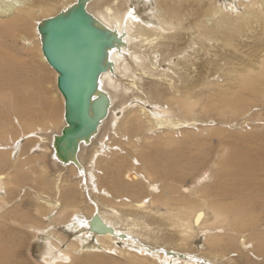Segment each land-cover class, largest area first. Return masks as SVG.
Instances as JSON below:
<instances>
[{"label":"bare ground","instance_id":"obj_1","mask_svg":"<svg viewBox=\"0 0 264 264\" xmlns=\"http://www.w3.org/2000/svg\"><path fill=\"white\" fill-rule=\"evenodd\" d=\"M216 2L0 0V128L5 123L7 131L13 129L3 109L9 105L7 114L17 125L29 126L0 149L19 159L38 149L13 174L5 172L9 159L0 154V219L30 227L42 264H98L111 255L136 259L133 264H264V149L236 155L221 170L215 167L214 185L202 175L194 185L177 188L175 178L185 179L190 169L181 165L180 154L170 157L151 145L153 135L194 126L174 107L190 111L199 104L200 89H221L211 93L219 102L238 92L242 100L264 97V41L255 43L260 51L248 46L257 51L252 57L238 50L241 41L256 35V24L264 26V0ZM71 20L97 35L100 66L90 95L80 88L67 98L47 48L55 29ZM197 45L204 60L194 56L200 53ZM21 48L27 71L54 73L59 99L34 84L30 72L15 70ZM207 68L219 69L222 80L200 77ZM207 152L199 154L201 163ZM130 158L135 165L129 166ZM27 166L31 170L25 173ZM152 167L172 178L166 183L170 198L161 197L163 185ZM23 189L27 201L13 206ZM197 199L205 207L198 208ZM181 203L185 207L178 208ZM11 236H0V264H22ZM196 239L201 245L190 250ZM21 244L25 251L27 241Z\"/></svg>","mask_w":264,"mask_h":264},{"label":"rangeland","instance_id":"obj_2","mask_svg":"<svg viewBox=\"0 0 264 264\" xmlns=\"http://www.w3.org/2000/svg\"><path fill=\"white\" fill-rule=\"evenodd\" d=\"M216 1H217L216 3H218L219 5L222 6V4H221L222 0L221 1L216 0ZM237 4L239 5V3H237ZM140 9H142V8H140ZM242 11H244V7H242ZM262 26L259 27L256 24L254 26V29H253L255 31L256 35L253 34L252 35L253 38H249V40H247L245 38L244 41L240 42V43H243L242 45L239 43L238 50L240 51L241 56H246V54L249 53L248 55L252 54L251 55V57H252L253 54H257V51L255 49L248 47L251 45H253V47L256 48L258 51L261 50V47H259L255 43L262 45L261 42L264 41V35H262V33L264 34V32L262 30L264 26L263 27ZM260 33H261V35H260ZM251 34H252V32H251ZM247 35H249V33H247ZM194 37L197 38V35L194 34ZM263 44H264V42H263ZM21 45L24 46V43L23 44L21 43ZM244 45H245V47H244ZM246 45H247V47H246ZM197 48L199 49L198 51H200V53L194 54V56L200 60L201 59L204 60L205 56H204V54H202V53H204L201 50L202 46L197 45ZM21 49H19V52L21 51L19 56H17L15 54V60H17V63L19 64L17 66H14L16 68L15 70L17 72H30V74L36 80L34 84H36V85L38 84V87H39V85L41 86L43 84L44 87L50 92V96L52 98L59 99L60 95H58V92L56 89L54 73H52V72H49V73H47V72H31L30 68H29V71H27L28 66H26V64L23 62V61H25L24 56H26L25 55L26 51L23 49L21 50ZM206 51L207 50H205V53H206ZM227 51L232 52L230 55L234 54L232 49H228ZM206 55H208V54H206ZM230 55L228 57H230ZM9 58H10L9 59L10 61H8L7 64L9 63L10 65H12L13 62H11V59H13V58L12 57H9ZM175 62L177 63V62H179V60L177 59ZM222 63L226 64V60H223ZM225 64H222V66H228ZM24 69H26V70H24ZM165 69H169V66L168 67L166 66ZM207 69L211 70V71L208 72ZM207 69H203L204 72H199V74H200L199 76L200 77L203 76V78L210 77L212 79H221V78H219V74H218L220 72L219 69H217L218 71L214 68H213V70H212V68H207ZM208 74H209V76H208ZM170 75L175 76V72H174V75L172 74V72H170ZM34 84L31 86H34ZM225 88H226V86H225ZM223 89H224V86H223ZM220 90L221 89H219V88L200 89L199 90L200 93L197 94V96L199 97V104L195 105L196 108H194L195 107L194 106L188 112H179V110H177V108L174 107V109L177 112V115L180 118H183V116L186 115L190 120H192V123L194 124V126H191V128H188V129H186V128L179 129V134L176 133L175 131L166 130L165 134L159 133L158 135H153L151 138L152 147H156L158 149L160 147L161 150L163 149V150H165V152L170 153V157H173V155H175V153L180 154L179 157L181 158V161H180L181 165H183L185 168H187V166H188V168L190 169V175L188 177H186L185 179H180V181H179L178 178H175L176 181L174 180L175 181L174 186L177 188H180V186H182V185L187 186V187L194 185V183L197 181L199 176H202V175L209 176V178H208L209 184L214 185V183H216L215 172L218 170L216 168H219V170L225 168L224 166L226 164L232 162V160L230 158L235 157L236 155H240L241 153L244 154V153L249 152V153H253V154H258L259 152H262V149H264V124H263L264 122L262 124L261 123H259V124L252 123V122L256 121L257 119H260V118L263 119L264 118V104L262 103L264 101V97L259 98V100H254V99L252 100L251 99L252 97H248L249 98L248 100L246 98L244 100H242L240 97V92H238V96H233L228 101L219 102L218 100H216V98L214 96L215 95L214 92H220ZM31 92L32 93H37V92L39 93V91L37 89L36 90L33 89ZM211 93L214 94V95H212V97H211ZM1 95L2 94L0 92V104L3 102V101H1L2 100ZM191 95H193V93H191ZM196 101L193 102V104H196ZM225 106H231L232 108L226 110ZM255 106H258V108H255ZM233 107H237V108H233ZM3 109H5L4 110L5 117L8 116L7 117L8 121H10V124L13 127L12 130L7 131L6 127L8 124L4 123L3 129L0 128L1 129L0 134H1V131H2V133L6 131L5 132L6 134L4 133L6 135V137H4V138L5 139L7 138L6 141H4L2 136L0 135V139H1L0 144L5 145V142L7 143V140L8 141L10 140L11 135H13L14 138H16L17 136H21L23 133L29 131V126L25 125V124H24V126L21 125L22 127L18 126L17 120L13 119L12 115L7 114V113H10L12 111V110H10V109H13L12 106L9 105V107L3 108ZM258 109H262V110H260L262 112L256 111ZM260 113H263V117L260 116L261 115ZM120 116H121V114H120ZM207 121H209V123H210V121H215V122L208 124ZM8 132H9V134H8ZM8 143H10V142H8ZM205 149H207L208 152L206 153V159H205L204 163H201V159H198L199 158L198 156L201 152L205 151ZM37 150H38L37 148H33L31 150L33 153L31 151H28L27 154L23 158L19 159L18 158L19 155H17V156L12 155V157L10 158V155H11L10 149H7V150L0 149V154L5 155V153H6L5 156H7V159H9L8 165H7L8 167L6 166L5 172H7L9 174H11V173L13 174L15 171L16 165H18L22 161L24 162L27 157H30V156L32 157V155ZM115 151L116 152H119V151H117V149H114V154L118 155L119 153H116ZM173 152H175V153H173ZM121 153H124V152H121ZM107 154H108L107 156H109L110 152H108ZM171 154H173V155H171ZM110 157H111V155H110ZM201 158H202V156H201ZM105 159L107 160V158H105ZM216 160H217V162H216ZM219 160H221V161L225 160V161L223 163L221 162V164H220ZM218 164H219V166L223 165L222 168L217 167ZM131 165H135V164L131 163V158H130L129 166H131ZM144 166L142 165L141 168H143ZM37 168L39 169L38 166H37ZM151 169L154 173H156L158 175L157 181L163 185L160 188L164 193L161 195V197L162 198H167V197L170 198L171 189L166 186V183L172 182L173 181L172 178H170V180H166L160 174V172H159L160 169H158V167H155V168L152 167ZM206 169H208V170H206ZM23 170L25 171V173H27L31 170V167L29 168V166H27ZM1 171L2 170H0V172ZM174 177H176V176H174ZM24 193H25V189H23L22 194H20V198H18V200H16L12 204L13 206L18 205L21 202V199H25L24 195H23ZM195 196L196 195L193 193V196H191L190 199L195 201V199H196ZM176 197H178V195H176ZM215 200H218V198H216ZM26 201L27 200L25 199V202ZM27 204H28V202H27ZM195 204L198 208L203 207V206L205 207V202L202 200H199V199H197V202H195ZM27 206H25V208ZM179 206L180 207H178V208L185 207V204L181 203ZM11 209L12 208H9V210H11ZM3 211H2V213H3ZM162 211H164V212L167 211L166 207L162 208ZM260 212H261V210H257L258 216H259V214H261ZM8 219H10V220L4 221V220L0 219V236L3 234H6V233L9 235H12L11 237H12V240L14 243V248L12 247L13 251L15 254H16V252H18L19 254H22V257H20L18 255V259L22 262V264H27L26 263L27 260L31 261L32 264H42V262H40V260L38 259V257H39L38 245L40 243H38V241L36 239V235L34 233H31L32 230L30 229V227L29 226L18 227L14 223L13 218L8 217ZM45 223H46L45 226H48L50 222L48 221ZM62 229H63V227H62ZM46 231L47 232H44V234H47L49 232V229ZM65 231H67V230H65ZM39 235H40V233H39ZM68 237H70V235H68ZM246 237H247V235H246ZM72 239H73V237L70 238V240H72ZM24 240H26L28 243L25 251H23L22 244H21ZM198 245H201V241L196 239V242L193 243V245L189 249L194 251V250H196V248H198L197 247ZM100 258L101 257H96L97 260ZM132 260L136 261V259H132V258L127 257V256H118L117 257V256L113 255V257H112V255H111V256H107V258H104V260L103 259L101 261L98 260L96 263H98V264H133Z\"/></svg>","mask_w":264,"mask_h":264},{"label":"water","instance_id":"obj_3","mask_svg":"<svg viewBox=\"0 0 264 264\" xmlns=\"http://www.w3.org/2000/svg\"><path fill=\"white\" fill-rule=\"evenodd\" d=\"M73 23L71 20L58 26L47 48L52 64L60 72V87L67 98L80 88L85 89L86 96L90 95L96 86L95 76L100 66L97 62L100 51L95 41L97 35L89 28ZM98 219L96 217L94 222Z\"/></svg>","mask_w":264,"mask_h":264}]
</instances>
